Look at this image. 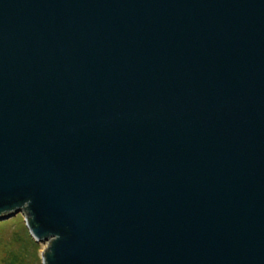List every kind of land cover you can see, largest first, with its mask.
<instances>
[{"label":"water","instance_id":"water-1","mask_svg":"<svg viewBox=\"0 0 264 264\" xmlns=\"http://www.w3.org/2000/svg\"><path fill=\"white\" fill-rule=\"evenodd\" d=\"M44 264H264V0H0V222Z\"/></svg>","mask_w":264,"mask_h":264},{"label":"rangeland","instance_id":"rangeland-1","mask_svg":"<svg viewBox=\"0 0 264 264\" xmlns=\"http://www.w3.org/2000/svg\"><path fill=\"white\" fill-rule=\"evenodd\" d=\"M45 247L32 236L24 214L0 222V264H14L11 257L16 264H44Z\"/></svg>","mask_w":264,"mask_h":264},{"label":"trees","instance_id":"trees-1","mask_svg":"<svg viewBox=\"0 0 264 264\" xmlns=\"http://www.w3.org/2000/svg\"><path fill=\"white\" fill-rule=\"evenodd\" d=\"M11 263H14V264L17 263V260L15 259V257H11Z\"/></svg>","mask_w":264,"mask_h":264}]
</instances>
